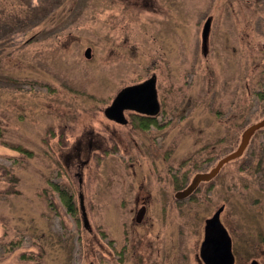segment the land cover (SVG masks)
<instances>
[{"label":"rangeland","instance_id":"obj_1","mask_svg":"<svg viewBox=\"0 0 264 264\" xmlns=\"http://www.w3.org/2000/svg\"><path fill=\"white\" fill-rule=\"evenodd\" d=\"M220 3L0 2V264H204V220L221 205L234 264H264V198L238 189L248 181L261 189L254 166L264 157L244 154L223 166V185L202 184L193 200L174 198L173 176L180 180L192 169L187 184L208 165L196 150L206 147L214 163L264 112V98L252 92L259 88H202L206 63L208 79L239 74L238 61L202 56L206 18L215 31L220 23L231 35L237 28L236 16L222 21ZM248 13H240V26ZM246 31L241 65L250 53L264 57V38ZM151 75L169 119L162 129L140 130L127 112L125 125L106 118L104 109L122 88ZM245 78L241 72L242 84ZM188 134L207 143L189 148ZM54 184L73 194L79 224Z\"/></svg>","mask_w":264,"mask_h":264},{"label":"flooded vegetation","instance_id":"obj_2","mask_svg":"<svg viewBox=\"0 0 264 264\" xmlns=\"http://www.w3.org/2000/svg\"><path fill=\"white\" fill-rule=\"evenodd\" d=\"M238 1H240L243 4V6L240 7L237 4ZM219 9L221 10V13H222V21L227 20V18H230V19H231V17L234 18V16L237 17V19L234 20L237 24V28L234 27V29L232 31V35H231L229 25H227V27H225L223 25V23H220L218 28H217V31H215V30L211 29L210 20L208 18H206L204 20L202 26H201L200 40H201V44H202L201 45L202 56H203L204 60H208L209 58H207V56H210V55H208V53L211 52V55L214 53L212 55L214 57V59H215V57H218V59H219L218 61L223 62L224 60H232L234 62V64H237V61H238L239 74L235 75L234 73H232L229 77L225 76V77L219 79V81H214V77H211L210 79H208L209 76H208V78L206 77V73L208 72V69H207L208 64L206 63L204 69L207 72L204 73V85H202V88H216V87L217 88H224V89L225 88H235V90L237 89V93H239L238 88H259L255 91L253 90L252 92H253V94L256 95V97L259 96L260 98H264V57H261V55L263 53L258 51V52H253V54L250 53V54L246 55L247 57L244 60V62L242 63V65H241V62L239 60L240 59L239 51L241 49V33H242V30H243V32L247 30L245 32L246 34L249 32H252L253 35L255 34V35L260 36L262 39L264 38V0H221V3L219 5ZM245 10H248V12H249L247 15V18H246L247 22H245V23L242 22L243 26H240V24H238L239 18H240L239 15H240V13H242V11H245ZM259 28H261V29H259ZM261 48L264 50V42L261 43ZM232 61L230 62L231 64H232ZM232 67H233V65H232ZM241 72L243 73V77L245 75H246V77L247 76L250 77L248 79L245 78L243 80V84L241 83ZM256 76H259L261 78L257 79ZM155 78H156V76H155ZM145 80H143V81H145ZM208 81H209L210 85L208 84ZM252 81H254L253 84H250ZM215 83H216V85H215ZM155 89H156V98H157V104H158L157 111L153 114H146V113L138 112L137 110L126 109L123 111V115L125 114V112L128 113V115L131 118L130 119L131 124H134L132 115H142V116L149 117L150 119H152L153 123L156 124V125H154L155 127L153 126L156 129H162V126L164 124L168 123L169 119L167 118L164 121V116H162L163 107H162L160 98L158 100L156 82H155ZM206 93L207 92H205V94ZM226 94H229V93H225V95ZM225 95H224V92L222 91L221 97L226 98ZM213 97H214V95H213ZM231 101L233 102V113H232L233 118L232 119L237 120L238 118H240L241 108H240V106H238V107L236 106V109H235L236 100H235L234 95H233V99ZM226 102H227V100H226ZM222 110L217 111L216 113L224 116L225 110L224 111H222ZM256 116L258 117L259 115H256ZM124 118H125V115H124ZM263 119H264V112L263 113L261 112V116L258 119H256L254 122L248 124L243 130H241L237 139H235L236 144H235L234 149H232L229 153L236 150V148L239 146L243 131L246 128H248L249 126L258 123V122L262 121ZM127 121L128 120H126V118H125V122L120 124V125H125L127 123ZM117 124H119V123H117ZM192 137H193L192 134H188V139H190V142H191L190 143L191 146L189 148L197 146L198 143L199 144L201 143V141H205V143H207V141L205 139H200L198 137H194V139H193ZM205 138H207V137H205ZM255 142H257V144H255ZM203 145H204V143H203ZM251 146L252 147L254 146V147L251 149ZM203 147H201V149H198L196 151H199L202 153L200 156L201 157L203 156L204 158H202L201 161L204 160V162L208 164L207 167L202 169V170H198V171L196 170V172L189 178L187 184H182L181 182L184 180V182L186 183V180L188 178V172H190V170H192V169L189 170V168H188L187 172L182 173L180 180H177L178 177L173 176L174 187H175L176 181L180 182L179 183L180 188L178 190H182L183 188H185L191 182V180L195 174L209 172L212 168L215 167V165L219 161V159H218L217 161L212 163L214 161L215 156L212 153L209 154L210 152L206 151L207 148L206 147L203 148ZM191 151H192V149L190 150V152ZM229 153H227V154H229ZM247 153L250 154L251 156L264 157V125L262 127H259L258 129H256L253 132V134L251 135L250 139L248 140V143H247L246 147L244 148L242 154L239 157L228 161L227 163L233 162L235 160H239L244 156V154H247ZM170 155H168V156H170ZM190 157L191 156L188 157V162H190L189 161ZM227 163H225V164H227ZM192 164H193V162H192ZM225 164H223L220 167V169L217 171V173L214 176H212L209 180L200 181L198 183L196 189L186 199L193 200L194 199L192 197L193 193L202 184H209L207 186L208 188H211V186L214 183H219L220 185H223L224 183H222V181H224V178H223L224 176L221 173H223L222 172L223 166ZM193 166L195 167V164H193ZM241 167L242 166H240L239 168H241ZM168 169H170V168H168ZM254 171H256L258 173L259 178H263V180H262L263 184L261 186V189L257 188L255 190V189H253L254 187L251 188L252 184L249 181L246 182L245 185L241 184V186L238 187V189H240L241 187H242V189H248L247 194H246L247 196L249 194L250 195L253 194L255 199L260 200V198H264V165L259 164V165L254 166ZM220 175H222V177H220ZM236 189H237V187H236ZM237 194H238V190H237ZM233 196H235V194H233ZM141 207H145V206L142 205ZM217 210H219V213L214 218L215 212ZM223 210H224V206L223 205L219 206L211 214V216H209L208 218H206L204 220L203 237L205 235H207L210 237H217V238L222 239L225 237V234L228 235V233H227L228 231L222 223L221 215H222ZM230 241H231V239H230ZM231 245H232V242H231ZM204 246L207 249L205 255L210 254V252L212 250L211 244L210 243H203V240H202V242H201L202 250L201 251H203ZM234 262H235V258H234ZM211 263H212V261L209 259L207 262H204V264H211Z\"/></svg>","mask_w":264,"mask_h":264},{"label":"water","instance_id":"obj_3","mask_svg":"<svg viewBox=\"0 0 264 264\" xmlns=\"http://www.w3.org/2000/svg\"><path fill=\"white\" fill-rule=\"evenodd\" d=\"M88 55L89 49H86L84 52V56L87 57ZM155 82L156 78L154 75H152L141 83L122 88L115 95L110 105L104 109V115L106 116V118L116 123L122 124L125 122L123 111L126 109L137 110L138 112L146 114L155 113L158 109ZM263 125L264 119L246 128L242 133L240 144L236 148V150L219 159L215 167L212 168L209 172L195 174L191 182L185 188L175 192L174 198L177 200L186 199L196 189L200 181L209 180L217 173V171L223 164L239 157L246 147L248 140L250 139L253 132ZM144 211V207H141L137 211L135 217L137 222L140 221V219L144 215ZM218 213L219 210L215 212L214 218L218 215ZM203 243H210L212 246V250L208 255H205L206 249L203 248V251H201V258L204 262H207L209 259L212 261L211 264H234V255L231 251V241L226 234L222 239L205 235L203 237ZM249 264L259 263L256 260H251Z\"/></svg>","mask_w":264,"mask_h":264},{"label":"trees","instance_id":"obj_4","mask_svg":"<svg viewBox=\"0 0 264 264\" xmlns=\"http://www.w3.org/2000/svg\"><path fill=\"white\" fill-rule=\"evenodd\" d=\"M0 2H2V0H0ZM132 118H133L134 125L136 127H138L140 130H147V129H150V127L156 125L153 123L152 119H150L149 117H146V116L132 115ZM10 148L13 150H16L20 153H23L24 155H26L28 157H30L32 155V152L30 150H27L20 145L11 146ZM12 180L17 181V179L15 177L12 178ZM179 183L180 182L176 181L175 187H174L175 190H178L180 188ZM181 183L184 184L185 183L184 180ZM53 186H54L53 189L58 194V197H59L60 201L62 202V205L64 206L66 212L68 214H70L73 219H75L77 224H79V219L77 217L78 210H77V207L73 201V194L68 192L64 188H60L58 185L54 184ZM16 244H17V242H11L10 246H12V248H13L14 246H16Z\"/></svg>","mask_w":264,"mask_h":264}]
</instances>
